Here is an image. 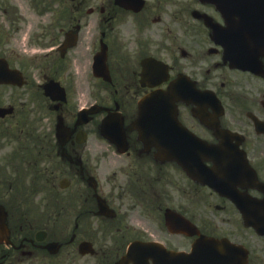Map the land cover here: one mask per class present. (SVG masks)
Listing matches in <instances>:
<instances>
[{"label": "flooded vegetation", "instance_id": "flooded-vegetation-1", "mask_svg": "<svg viewBox=\"0 0 264 264\" xmlns=\"http://www.w3.org/2000/svg\"><path fill=\"white\" fill-rule=\"evenodd\" d=\"M25 1L0 0V39L11 43L32 31L25 12L17 10L18 2L21 7ZM34 1L43 20L37 30L45 42L77 37L82 47L88 44L86 29L98 33L101 40L98 50L91 42L84 46V58H73L75 68L66 59L67 51L59 65L52 61L44 67L37 82L24 73L28 83L10 86L5 95L0 85V106L5 98L14 105V113L1 118L0 127L8 123L4 135L11 139L19 133L24 140L17 149L28 168L24 188L32 182L27 196L3 192L12 241L5 263L51 262L56 256L46 245L52 242L60 243L61 251L90 243L98 253L110 247L124 251L137 240H159L171 250L190 251L196 237L173 233L167 226L166 212L174 210L194 222L202 234L245 247L248 264H264V235L246 225L236 203L191 179L176 162L160 158L157 149H145L134 126L139 99L166 88L177 77L188 76L199 89L215 91L223 111L202 102L200 106L179 103L178 118L206 144L223 145L235 169L243 165L233 173V180L223 183L231 192L238 190L244 207L251 216L256 214L264 198L256 188V180L264 183V53L257 72L231 65L219 38L213 37L214 28L227 24L224 13L202 0ZM1 28L9 31L5 37ZM103 43L106 66L100 64L111 77L108 81L94 76V55ZM161 62L167 65L165 73ZM79 68L86 73V84L81 83ZM144 74H164L170 80L151 88ZM50 80L65 84V102L46 95L44 86ZM82 107L91 110L79 118ZM107 115V133L112 139H126L125 152L101 134ZM96 137L104 148L92 147ZM5 149L0 147V187L7 177L2 166L13 164V154H4ZM242 152L247 158L241 157ZM213 156L214 152H207L208 167L214 166L208 161ZM169 166L181 169L183 187L172 179ZM38 182L43 193L32 196ZM130 204L141 213L130 210Z\"/></svg>", "mask_w": 264, "mask_h": 264}, {"label": "rangeland", "instance_id": "rangeland-1", "mask_svg": "<svg viewBox=\"0 0 264 264\" xmlns=\"http://www.w3.org/2000/svg\"><path fill=\"white\" fill-rule=\"evenodd\" d=\"M20 3L21 2H18V5H20ZM29 3H30V0H26L25 1V5L23 6L22 4H21V8H22V10L27 14V17H28V21L30 22V26H33V31L34 32H36V29L38 28V23L40 22V21H42V17H41V15H39L33 8H31L30 6H29ZM40 24V23H39ZM21 41H23V40H21ZM22 43V42H21ZM41 45V39H40V37H37V38H34V42H31V46L32 47H30V46H28L29 48H30V50H32V49H37V48H39V46ZM9 46H11V45H7L6 43H2L1 44V49H6L7 47H9ZM19 46H21V47H25L24 45H23V43L22 44H20ZM84 46H86V44L85 45H83L77 52H76V55L75 54H73V55H75L74 57H73V55H72V58H77V57H81V58H84V53H85V50H86V48L84 47ZM43 48V47H42ZM71 62H72V60H71ZM76 67V65H74V68ZM79 76H80V80H81V83H83V84H86L87 82H88V78H87V76H86V73L85 72H83L82 70H81V68H79ZM6 90H8V89H2V92H4V91H6ZM93 143H92V147L93 148H96V149H102L103 148V146H105V144L99 139V138H97V139H95V140H93L92 141ZM8 147H10V149H11V147H16L15 145H13V144H9L8 145ZM169 173H170V175L171 174H173V180H177V179H184L185 180V178L183 177V175L181 174L182 172L178 169V168H174V167H172V166H169ZM184 186V185H183ZM181 187H182V185H181ZM128 203H130V202H128ZM128 203H126V204H128ZM136 212L135 213H137V214H140L141 213V211H139V210H135ZM74 252H76V250H73ZM105 251V250H104ZM114 252H116V251H114ZM114 252H112V251H105V252H103V257L105 258V257H108V256H110L111 254H113V255H116V253L114 254ZM75 255V254H74ZM74 255H73V253H71V257H69L68 256V254L67 253H64L61 257H60V260L59 261H55L54 262V264H101L102 263V261H101V257H97V259H95V260H92V259H84V258H80V259H82V260H79V261H73L71 258L72 257H74ZM76 256V255H75Z\"/></svg>", "mask_w": 264, "mask_h": 264}, {"label": "water", "instance_id": "water-1", "mask_svg": "<svg viewBox=\"0 0 264 264\" xmlns=\"http://www.w3.org/2000/svg\"><path fill=\"white\" fill-rule=\"evenodd\" d=\"M169 93L167 95L164 94L165 95L164 100L166 101V103H167V101H170L171 99H173L172 92L169 91ZM167 106H168V113H169L170 117L172 118V116H173L172 109L168 103H167ZM152 114H154V113H152ZM152 114L147 115V119H149L150 121L155 119V115H152ZM145 131L146 132H143V134H142V138H143L145 143H150L153 145L156 144V145L160 146V144L164 145L162 143V140H163V141H166V143H167L166 147L170 148L169 146H171V145L169 144V142L164 137H161V139H162L161 140L160 138L154 137L152 130L146 129ZM172 156L173 155H171V157ZM2 209L3 208L0 206V240L5 236V233H6L5 227L3 226V220H4L5 215L3 214ZM203 245H205V247H210L211 249H213L214 251H217L218 253H221L223 255H227V256H229V258L231 257V259L236 255V250L234 248H232V247L231 248H228V247L219 248V247H223V246H221L222 244L220 242H217V241H213V240L208 241V242H205V244H203ZM195 251L196 252L198 251V252L196 253V256L193 257V264H201L200 262L205 256H207V255L210 256L209 254H212V255L215 254L213 251H209V250L208 251L205 250L202 253H200L202 251L201 245H199ZM137 253H138V251L134 250V252L132 254H137ZM223 259L224 258L218 257L217 255L212 256L210 258L211 262H209L208 264H216V260H223ZM141 261H143V259H141ZM196 261H199V262H196ZM163 262H165V263H162V262H160V263H162V264H192L190 260H189V262H180V261L174 260L170 263L169 259H166V261L163 260ZM136 263L140 264L141 262L136 261Z\"/></svg>", "mask_w": 264, "mask_h": 264}]
</instances>
